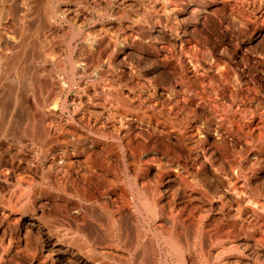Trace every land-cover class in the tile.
Here are the masks:
<instances>
[{
  "label": "rangeland",
  "instance_id": "1",
  "mask_svg": "<svg viewBox=\"0 0 264 264\" xmlns=\"http://www.w3.org/2000/svg\"><path fill=\"white\" fill-rule=\"evenodd\" d=\"M65 1L0 66L36 92L2 94L0 264H264V0Z\"/></svg>",
  "mask_w": 264,
  "mask_h": 264
},
{
  "label": "bare ground",
  "instance_id": "2",
  "mask_svg": "<svg viewBox=\"0 0 264 264\" xmlns=\"http://www.w3.org/2000/svg\"><path fill=\"white\" fill-rule=\"evenodd\" d=\"M49 1L50 0H0V6L2 7V8H4V14L6 13V24H7V22H9V24H10V17H12L14 14H11L12 13V10L14 11V9L17 11V13H15V11H14V13H15V15L16 14H18V15H14L13 17H15V18H13V19H15V21H12L11 20V24L12 25H14V27H15V25H17V27H12L11 26V28L12 29H9V28H7V27H9V26H7L6 28H0V66H6V65H9V67H11L12 68V73L14 72V70H15V72L17 71L18 72V74H20V73H27L28 71L30 72L32 69L29 67L30 65H29V60H27V59H30V58H28L29 57V52H28V57H27V59L26 58H24V51H26L25 49H24V47L28 44V42H29V40L31 39L30 37H31V35L33 36V34H35L34 32H38V34L40 35V33H41V35L43 36V39H46L47 37H48V33H59V34H61L62 32H64V31H62L63 29H61L59 26H57V25H54V24H52L51 22H49L50 20H47V14H46V8L48 7V4H49ZM59 1V0H58ZM78 2V0H66L65 2H64V5H65V7H69V6H71V8L73 7L74 8V6H75V4H73V5H70V3H74V2ZM80 1H82V0H79V2ZM84 1V0H83ZM128 1V0H127ZM148 1H150V0H148ZM163 1V0H162ZM57 2V1H56ZM78 2V3H79ZM133 2V1H132ZM81 3V2H80ZM124 3V2H123ZM128 3H130L129 1H128ZM127 4V3H126ZM131 4V3H130ZM141 4V3H140ZM155 4H157V3H155ZM128 5V4H127ZM143 5V4H142ZM78 6V5H77ZM164 6V5H163ZM0 7V8H1ZM63 7V6H62ZM151 7V6H150ZM53 9V8H52ZM63 9V8H62ZM61 9V10H62ZM1 10V9H0ZM66 10V9H65ZM75 10V9H74ZM77 10H79V9H77ZM76 10V11H77ZM121 10V9H120ZM154 10V9H153ZM68 11V10H67ZM66 11V12H67ZM3 12V11H2ZM58 12H61L60 11V9H58ZM123 12V11H122ZM12 15V16H11ZM33 15H34V17H33ZM86 15V14H85ZM5 16L3 15V17L5 18ZM74 16H76V15H74ZM0 17H2V16H0ZM33 17V19H31ZM70 17V19L73 17H71V16H69ZM86 17V16H85ZM235 17V16H234ZM3 18V19H4ZM234 19V18H233ZM122 22V21H121ZM4 23V22H3ZM118 23H120V21L118 22ZM5 24V23H4ZM116 25H118L117 23H115ZM0 25H1V22H0ZM41 27V29L38 31V29ZM118 27V26H117ZM14 28V29H13ZM69 32V31H68ZM94 32H96V31H94ZM93 32V33H94ZM105 32V31H104ZM110 32V31H109ZM74 33V32H73ZM87 34V33H86ZM92 34V33H91ZM91 34H89V35H91ZM37 35V34H36ZM36 35H34V37H33V40H34V38L36 37ZM50 35V34H49ZM54 36V35H53ZM53 36H51L50 35V37H53ZM59 36H61V35H59ZM62 36H64V34H62ZM84 36V35H83ZM38 37V36H37ZM65 37V36H64ZM89 37V36H88ZM98 37V36H97ZM40 38V37H39ZM35 39H37V38H35ZM43 39H41L40 41L42 42L43 41ZM52 39V38H51ZM60 39V38H59ZM73 39V38H72ZM71 39V40H72ZM82 39V38H81ZM47 40H49V39H46V40H44V42L46 41L47 42ZM89 40V39H88ZM38 41V40H37ZM80 41H82V40H80ZM94 41V40H93ZM40 42V43H41ZM77 42V41H76ZM26 43V44H25ZM37 43H39V41L37 42ZM37 43L35 44V45H37ZM40 43H39V45H40ZM49 43V42H48ZM84 43H86V42H84ZM93 43H95V42H93ZM92 43V44H93ZM25 44V45H24ZM43 44V43H42ZM78 44V43H77ZM22 45H24V46H22ZM79 45V44H78ZM77 45V46H78ZM83 45V44H82ZM85 45V44H84ZM83 45V46H84ZM31 46H32V44H31ZM41 46V45H40ZM43 46H44V44H43ZM47 46V45H46ZM76 46V47H77ZM36 47V46H35ZM39 47V46H38ZM57 47V46H56ZM60 47H61V45H60ZM59 46L57 47V48H60ZM63 47V46H62ZM98 47V46H97ZM30 48V47H29ZM48 48V47H47ZM50 48V47H49ZM52 48H54V47H51V50H52ZM57 48H56V50H57ZM65 48V47H64ZM89 48V47H88ZM88 48H86V51H87V49ZM32 49V48H31ZM39 49V48H38ZM44 49V48H43ZM43 49H40L41 51H44ZM61 49H63V48H61ZM82 49H83V47H82ZM90 49H91V47H90ZM89 49V50H90ZM93 49V48H92ZM20 50V51H19ZM40 50H38L39 52H40ZM48 51L50 50V49H47ZM59 50V49H58ZM65 50V49H64ZM63 50V51H64ZM47 51V52H48ZM62 51V52H63ZM30 52H31V50H30ZM32 52H34V48H33V51ZM31 52V53H32ZM39 52H37L36 51V54H38ZM77 52V51H76ZM43 53H46V50H45V52H43ZM42 53V54H43ZM90 53H91V51H90ZM40 55H41V52L39 53ZM52 54V53H51ZM50 54V55H51ZM54 54V53H53ZM52 54V55H53ZM63 54V53H62ZM78 54H80V55H83V53H80V52H78ZM32 55H33V57H34V55H35V52H34V54L32 53ZM31 55V56H32ZM51 55V56H52ZM75 55V54H74ZM35 56H38V55H35ZM43 57V62H44V64L46 63V61L47 60H49V59H51V56H50V58H49V52L48 53H46V54H44V55H42ZM55 56V55H54ZM53 56V57H54ZM78 56L79 55H75V56H73L72 57V59H74V62L76 61V60H78ZM40 57V56H39ZM39 57H38V59H39ZM66 57V56H65ZM35 58V57H34ZM33 58V59H34ZM41 58V57H40ZM49 58V59H48ZM71 58V57H70ZM32 59V58H31ZM30 59V60H31ZM32 59V60H33ZM35 59H37V58H35ZM31 60V61H32ZM80 60V59H79ZM81 60H83V59H81ZM34 61H37V62H39L38 60H34ZM49 62V61H48ZM71 62V61H70ZM83 62V61H82ZM69 63V62H68ZM31 64H36V63H32L31 62ZM71 64L73 65V63L71 62ZM70 64V65H71ZM36 65H39L40 66V64H36ZM49 65H50V63H49ZM79 66H81V64H79ZM9 67H5V68H9ZM43 67V66H42ZM42 67H40V68H42ZM47 67H49V66H47ZM73 67V66H72ZM44 68H46L45 66L43 67V69ZM77 68V67H76ZM79 68V67H78ZM83 68H85L84 67V65H83ZM37 69V68H36ZM49 69V68H48ZM51 69V68H50ZM81 69V68H80ZM5 70H7V69H5ZM4 70V71H5ZM8 70H10V69H8ZM5 71V75L6 76H4V77H0V88H1V90H3L4 92L3 93H1L0 92V110H2L1 109V107L3 106V102H2V94H6V92H5V90L4 89H6L10 94L11 93H14V95L16 96L15 97V99H19V100H21V102L22 101H27L28 99V97L30 98V96L32 95L33 96V94H32V92H33V90H32V88H31V86L28 84V82H26V81H24L23 80V78L24 77H22V75H18L17 73H16V75H18V76H20L21 78V81H19V82H14L15 81V79H14V77H15V73L12 75V74H6V73H9V72H11V71ZM45 70H47V69H45ZM4 71H3V73H4ZM33 71V70H32ZM32 71H31V74H33L32 73ZM41 71V70H40ZM44 71V70H43ZM20 72V73H19ZM73 72V71H72ZM78 72V71H77ZM2 73V74H3ZM38 73H39V71H38ZM50 73V72H49ZM30 74V73H29ZM35 75V74H34ZM36 75H37V73H36ZM78 75V74H77ZM12 76H14V77H12ZM23 76H24V74H23ZM38 76H40V75H38ZM43 76V75H42ZM36 77V76H35ZM46 77V76H45ZM53 77V76H52ZM18 79V78H17ZM19 79V80H20ZM50 79V78H49ZM72 79V78H71ZM14 80V81H13ZM28 80V79H27ZM47 80V79H46ZM52 80V79H51ZM51 80H50V82H51ZM29 81V80H28ZM37 81V80H36ZM49 81V80H48ZM47 81V82H48ZM39 82H41V81H38V83ZM42 82H44L43 80H42ZM32 83V81L30 80V84ZM36 83V82H35ZM57 83V82H56ZM37 84V83H36ZM43 84V83H42ZM44 84H45V82H44ZM53 84H54V82H53ZM49 85V84H48ZM46 86V85H45ZM55 87V86H54ZM40 88V87H39ZM46 88V87H45ZM61 88V87H60ZM49 89H51V88H49ZM39 90V89H38ZM8 92H7V94H8ZM38 92V91H37ZM33 93H36L35 92V90H34V92ZM9 94V95H10ZM40 94V93H39ZM47 94V93H46ZM113 94V93H112ZM107 95V94H106ZM11 96V95H10ZM47 96V95H46ZM9 97V96H8ZM49 97V96H48ZM48 97H46V99L48 98ZM52 97V96H51ZM5 98V96L3 97V99ZM11 98V97H10ZM39 98V97H38ZM112 98V97H111ZM6 99V98H5ZM35 99V98H34ZM116 99V98H115ZM19 100H17V102H19ZM30 100V99H29ZM35 100H37V98L35 99ZM42 100V99H41ZM114 100V99H113ZM10 101H11V99H10ZM10 101H9V103H10ZM33 101V100H32ZM117 101V100H116ZM116 101H112V102H116ZM4 102H8V101H4ZM15 102V101H14ZM16 102V103H17ZM41 102V101H40ZM33 103V102H32ZM44 103V102H43ZM111 103V102H110ZM19 105L21 104V103H18ZM29 103H25V105H23V106H25V107H28L27 105H28ZM36 104V103H35ZM6 105H8V107H9V104H6ZM6 105H4V106H6ZM14 105V104H13ZM12 105V106H13ZM22 105V104H21ZM3 106V107H4ZM16 106H18V105H16ZM15 106V108L14 109H16L17 107ZM29 106H30V104H29ZM19 107V106H18ZM36 106L34 105V108H35ZM102 107V106H101ZM23 108V107H22ZM33 108V107H32ZM31 108V109H32ZM6 109V108H5ZM18 109V108H17ZM21 109V108H20ZM63 109V108H62ZM61 109V110H62ZM10 110V109H9ZM7 111V110H6ZM42 111V110H41ZM18 112V111H17ZM21 112V111H20ZM25 113V112H24ZM27 114V113H26ZM0 115H1V112H0ZM43 116V115H42ZM2 117V116H1ZM14 117V116H13ZM12 116H11V118H13ZM17 117V116H16ZM39 117V116H38ZM3 118V117H2ZM28 118V117H27ZM31 119V118H30ZM8 120V119H7ZM16 120V119H15ZM6 120L4 119V122H5ZM38 121V120H37ZM4 122L2 123V121H1V123H2V125L4 124ZM11 123L13 122V121H10ZM0 123V124H1ZM45 123V122H44ZM9 125V124H8ZM34 126V125H33ZM17 128V127H16ZM29 128V127H28ZM19 129V128H18ZM29 130V129H28ZM27 132V131H26ZM42 132V131H41ZM1 134V133H0ZM43 136V135H42ZM13 137V136H12ZM35 224V223H34ZM177 248V247H176ZM124 258V257H123Z\"/></svg>",
  "mask_w": 264,
  "mask_h": 264
}]
</instances>
